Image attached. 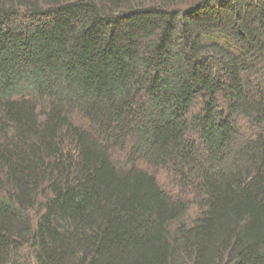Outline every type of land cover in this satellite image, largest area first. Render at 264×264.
<instances>
[{
	"label": "trees",
	"instance_id": "obj_1",
	"mask_svg": "<svg viewBox=\"0 0 264 264\" xmlns=\"http://www.w3.org/2000/svg\"><path fill=\"white\" fill-rule=\"evenodd\" d=\"M0 264H264V0H0Z\"/></svg>",
	"mask_w": 264,
	"mask_h": 264
}]
</instances>
